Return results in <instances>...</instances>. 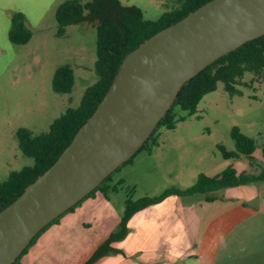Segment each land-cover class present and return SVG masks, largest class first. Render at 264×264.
Wrapping results in <instances>:
<instances>
[{
    "label": "rangeland",
    "instance_id": "374dc122",
    "mask_svg": "<svg viewBox=\"0 0 264 264\" xmlns=\"http://www.w3.org/2000/svg\"><path fill=\"white\" fill-rule=\"evenodd\" d=\"M64 1L0 0V181H5L11 172L34 163L20 150L16 131L19 128H27L35 134L48 131L50 124L67 108L79 106L86 88L98 79L94 64L99 23L69 25L65 35L58 37L55 12ZM119 1L123 5L140 8L148 21L157 20L173 5V0ZM15 11L25 15L32 34L25 45H15L8 38L11 15ZM64 64L72 67L75 83L70 93H55L51 86L52 77L55 70ZM252 78L250 73H245L243 81L250 82ZM240 89L242 95L230 96L224 91L223 84L218 83L216 90L203 96L194 114L176 108L177 118L182 120L176 123L175 128H160L156 133V145L150 151H140L130 163L112 175L111 183L117 185V190L107 194L108 211L96 208L91 223L85 224L89 225L84 228L85 236L80 243L68 245V251L59 245L52 246L48 250L47 264H77L89 248L99 244L117 215H123L128 196L133 200L156 197L166 189L183 190L194 185L201 172L224 161L218 145L229 151L235 150L231 138L234 126L256 141L254 160L251 163L245 157L239 160L248 163L246 172L258 174L263 167L264 82H255L253 87L242 86ZM229 161L235 163L238 160ZM249 189L258 192L260 199L255 202L264 205V182L250 184L245 191ZM193 197L198 199L202 195Z\"/></svg>",
    "mask_w": 264,
    "mask_h": 264
},
{
    "label": "water",
    "instance_id": "95a60500",
    "mask_svg": "<svg viewBox=\"0 0 264 264\" xmlns=\"http://www.w3.org/2000/svg\"><path fill=\"white\" fill-rule=\"evenodd\" d=\"M264 35V0H209L123 58L113 83L57 160L0 211V264L76 205L148 140L185 82Z\"/></svg>",
    "mask_w": 264,
    "mask_h": 264
},
{
    "label": "trees",
    "instance_id": "16d2710c",
    "mask_svg": "<svg viewBox=\"0 0 264 264\" xmlns=\"http://www.w3.org/2000/svg\"><path fill=\"white\" fill-rule=\"evenodd\" d=\"M207 1L209 0H173L172 8L155 21L145 20L140 8L123 5L119 0H88L87 2L65 0L57 7L55 19L58 37L65 35L66 27L69 25L98 21L97 59L94 64V71L98 79L86 88L79 106L67 108L61 116L50 124L48 131L38 134L27 128H19L16 131L20 150L25 156L32 158L34 163L20 171L11 172L5 181H0V211L14 201L30 183L57 160L77 130L94 112L100 100L111 87L126 54L134 50L152 34L177 22ZM31 36V31L26 25L25 15L19 11L13 12L8 32L10 42L15 45H25L30 41ZM245 73L252 75L253 78L250 82L243 81ZM255 82H264V35L248 41L234 51L220 57L195 77L185 82L173 105L159 121L151 136L140 150L122 166L130 163L140 151H150V148L156 145V133L160 128L164 127L169 130L175 128L176 123L182 120V118H177L176 108L192 115L203 96L216 90L218 83L223 84L226 93L235 96L242 95L240 87H253ZM74 83L75 77L72 67L69 64H64L55 70L51 86L55 93L65 94L72 91ZM231 138L235 143V150L229 151L224 146L218 145L222 158L234 161L245 157L251 163L257 148L256 141L242 134L237 126L231 129ZM261 151L263 167L258 174L246 171L238 173L230 165L215 177L200 174L195 184L184 190L166 189L159 196H146L137 200L128 196L124 202V212L117 228L108 235L83 264H95L104 256L121 253L120 250L113 248L112 244L126 237L128 234L127 224L131 216L150 205L161 202L170 195L201 194L206 201H211L214 199L212 194L221 189L264 182V144ZM121 167L110 174L76 205L45 226L28 246L34 243L50 225L57 223L64 214L72 212L85 199L94 197L97 193L108 198L109 192L117 190V185L111 183V177ZM132 192L133 189L130 190V193ZM26 251L27 248L24 249L14 264H20L18 260Z\"/></svg>",
    "mask_w": 264,
    "mask_h": 264
},
{
    "label": "crops",
    "instance_id": "0c3cea01",
    "mask_svg": "<svg viewBox=\"0 0 264 264\" xmlns=\"http://www.w3.org/2000/svg\"><path fill=\"white\" fill-rule=\"evenodd\" d=\"M230 165L241 173L247 171L248 163L224 160L200 174L215 177ZM249 185L221 189L211 201L203 195L198 199L170 195L136 212L128 221L126 237L112 244L121 253L104 256L95 264H264V205L255 202L260 199L257 191H245ZM108 201L101 193L85 200L48 228L22 255L20 264H47L52 246L68 251V245L80 243L89 226L85 224L91 223L96 208L108 211ZM119 221L117 215L99 244L89 248L77 264L92 255Z\"/></svg>",
    "mask_w": 264,
    "mask_h": 264
}]
</instances>
